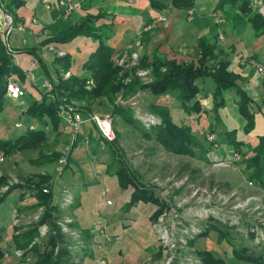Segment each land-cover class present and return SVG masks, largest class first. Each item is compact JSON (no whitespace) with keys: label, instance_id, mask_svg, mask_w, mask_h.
Listing matches in <instances>:
<instances>
[{"label":"rangeland","instance_id":"1","mask_svg":"<svg viewBox=\"0 0 264 264\" xmlns=\"http://www.w3.org/2000/svg\"><path fill=\"white\" fill-rule=\"evenodd\" d=\"M116 1H118V4L122 5L125 0H110L109 2L114 5L117 3ZM193 1V7L180 11L187 14V16H185L186 19L196 18V21L202 15L208 14L206 15L209 17L208 21L204 23L206 29L199 32L201 35H199V38L206 37L213 41L216 40V36L222 34V31L218 30L221 24H215V18H223L224 21H230L231 12L237 16H242L239 11V5L226 6L222 10L214 11L217 0H203L205 3V10L201 12L200 9L197 8L199 0ZM166 2H168V0H166ZM146 8V10H142L141 12L144 17H147V15L150 16L153 11L148 4ZM250 8L264 20V9L261 6L260 0H250ZM148 10H151L149 14H147ZM168 10L169 9L159 12L157 16L167 18V13L170 12V10ZM190 11L192 12L191 15L189 14ZM9 13L13 16L11 11H9ZM84 14L85 12L82 8L71 14V16H69L71 24L80 22L84 18ZM13 19L15 23H19L14 16ZM105 20L110 22L107 18H105ZM151 24V19L141 24V26L135 30L132 42L124 49L114 53L111 58L113 65L121 69L119 80L123 85L130 84L134 78H137L142 85L149 84L153 80L151 67L143 68L141 66L143 57L150 58L155 50H157L159 56H162L158 52V48L156 46V48L154 47L155 40H152L149 44L151 38L154 37L153 33L158 31L160 24L143 30V27L146 26L145 28H148L147 26ZM111 25L112 27L110 30L113 31V24L111 23ZM133 25L131 27H134ZM244 26L245 24L240 25V30L243 31ZM214 28L218 29L214 30ZM134 29L135 27L129 30L130 32H134ZM139 29L143 31L139 38V44L136 46L135 43L138 41L136 33ZM247 29L248 32L243 31L239 38V42L242 43V48L247 51H252L253 48H255L257 49V55L264 54V37H256L251 27ZM25 32L26 26L24 27V31L13 30L11 37H8L7 40L12 44V39L15 38L18 41V45L21 44L23 46L21 39ZM130 32L123 35L120 31L117 33L114 31L107 40V44L116 49L119 41L127 42L130 39ZM24 37L26 38V36ZM42 38L43 39L39 42L40 44L45 39V37ZM199 38L197 39V43ZM197 43L192 51V61H189L195 64L199 58ZM45 47L46 46L43 47L42 52L38 51L36 56L31 54L30 59H38L41 61L45 65L53 82L58 80V76L61 81L69 80L73 74L69 79L63 80L60 76V67L57 66L58 72H56V68L53 64L55 59L60 58H56L53 54L47 52ZM67 47H69L72 57L76 56V58H81L94 50L96 43L88 38L78 37L68 44ZM147 49L151 51L150 56L149 53H147ZM134 53L137 55V59L133 58L132 54ZM241 53L223 47L222 40L217 39V48L213 58L206 61L208 68L214 73L220 64L224 62L227 64L226 70L228 72L247 79L244 69H251L253 72L257 73L255 69L257 60L242 54L245 60L239 63L235 57ZM24 54L27 53L16 52L13 61H16L15 59L16 57L18 58V55L22 57L25 56ZM229 55L231 56L230 59H228ZM195 56L196 59H194ZM22 59L24 60L23 57ZM139 72H145L146 75L144 77H139L137 75ZM76 73L81 75V73L86 72L82 67H79ZM124 74L127 76L124 77ZM15 76L16 75H13L11 77L15 78ZM263 76L264 75L259 76L260 80H262ZM84 88L86 90L93 89H88L86 84ZM204 88L212 92L214 86L208 83ZM259 89V92L264 95L263 88L260 86ZM54 92L57 95V99L62 100L66 105L72 106L79 111L87 114L95 113V111L98 114H111L115 139L108 142H114L119 157L124 161L128 169L133 172L139 182L151 189L160 202L165 205L161 213L153 219L151 216L155 212L156 207L153 205L152 212H148L147 210L151 208L150 206L152 204L149 203V206L146 203H137L141 205L135 210L136 217L134 219L132 218L131 221L138 225L129 229L121 228L119 221H122L123 218L120 215H124L127 208L130 209L137 204L134 206H129L128 204L124 206L125 204H123L121 205L124 206L123 212L122 209H118L119 212L116 213L115 216H112L110 213L115 207H118L119 199L130 192L132 193V190L128 189L127 193H123L122 190L115 185L113 173L116 166L113 164L110 147L107 142H105L107 140H104L99 133H97L93 124L89 126L91 128V134L97 135L95 137L96 139L90 135L88 136L89 130L83 127L76 135L75 140L71 141L69 133L61 127L59 133L62 138L59 137L51 146H48L46 143L45 148L40 149V155H38L36 159L26 157L28 155L22 154L21 151H16L13 154H16V158L12 157L8 159V157L13 155L6 156L3 151H0V157L2 158L0 167L3 166L6 168V170L4 169V176H2V180L0 181V203L15 189L19 191L15 190L9 196L11 199L15 198L20 192L17 200L28 201L34 199L37 203L36 186L39 181L43 180L42 193L43 189H47L48 192L43 194L52 195L51 207L53 208L51 209V218L55 225L58 227L57 223L63 222L64 220L70 221L66 224L69 228V235L66 237L72 242L70 244L73 246L70 250L67 248L68 242L65 237L66 248L70 255L68 260L69 264H92L93 248L90 246L92 245L93 237L89 233L88 228L94 220H104L110 234L118 237L117 241L112 240L104 250V253L107 255V264H137V258L142 257L144 253L147 252L141 251L143 253L142 255L141 252H139V246L150 248V244L152 243L153 251L145 258L142 264H164L169 258H171L169 264H191L188 261H183L185 260L186 254L193 255V257L195 256L196 258V252L201 250L215 251L214 253L217 256L225 257L223 254L226 255V252L230 254V252L233 251L232 249L238 250L242 247H249V249L253 250L252 252L261 254L262 249L259 250V248L264 246V191L256 188L253 184L250 185L246 180L244 175V164L242 163V159H240L241 156L239 153H237L234 148H226V145L222 143V138H216L215 134H210L208 132V125L210 122V117H208V115L202 113L187 114L181 109L178 101L174 98L175 92H171L167 95L154 96L150 91L145 89H137L133 92L120 90L114 96L112 102L106 98L94 101H88L87 98H72L69 97L68 93L65 91L57 89ZM40 93L42 96L45 95L42 90H40ZM234 97L235 91L231 89L227 93L226 101L228 100L230 104H232L233 102H231V100L233 101ZM200 102L203 108L210 109V96L206 99H203L201 96ZM255 104L258 105L257 102H255ZM7 105L8 109L0 113V140H4L7 137L8 140H14L19 135L23 134L26 128H32L33 125L45 129V123L39 122L37 119L27 114L24 117H20L16 114V111L11 108V104L7 103ZM152 105L168 106L175 123L190 126L195 135L204 144L206 143L207 147L210 143L215 144L213 150L208 149L206 161L166 152L156 142L143 139L134 127L126 124L120 116L113 114V110L116 108L129 110L133 115V119H135L141 127L150 129L151 127L159 126V124L155 123L148 125L141 117H137V114L151 115L159 119L157 115L150 111V106ZM218 114L221 117L223 112L219 111ZM5 120L8 121V127L5 126ZM17 121L22 124L23 128L19 129L14 127ZM220 149H223V155L217 154ZM55 155H57V158L54 159ZM72 155L77 158L79 157L77 160L79 161L78 168H75V164L69 160ZM62 157L65 158V166L61 174L57 176V164ZM221 157L223 158L222 160L219 159ZM93 161L105 163L109 168V173H112L110 176L112 180L109 179L110 181L108 180L103 186L100 184L99 187L93 183H89L85 186L86 190L84 192H86V195L83 196L80 209V224L78 220L79 216L77 215V208L80 201L79 198L74 195L77 189H71V187L75 186L74 182L66 180L72 178L71 173H73V178L75 180L84 179V181L94 180V173L103 174L106 169L99 163L94 164V172L91 170ZM219 162L223 163L219 164ZM33 167L41 168V171L35 173ZM59 179L67 183L61 186L62 180L60 181ZM58 187H61V189ZM5 188L7 189L5 190ZM65 189H68L74 199L73 204L70 206L62 205V191ZM102 190L106 191V199H110L115 203V205L112 203L114 205L113 208L107 207L105 200L100 199V192ZM30 203H33V200L25 202V204ZM8 205L9 204L6 203L4 204V206ZM43 213V206L32 205L26 211H17L12 218V226L14 228L12 233L13 236L33 230V228L36 227L37 236L34 238L29 248L35 245L40 252L46 248L48 237L51 232V224L49 222L38 224ZM164 214L165 217L161 222L162 225L159 226V219ZM174 215H176L177 218ZM112 224L120 229L118 235H115L111 231ZM210 226H216L219 230L226 233V236L223 239H219L218 233L213 230L209 231L207 235L201 236L204 232L209 230L208 228H210ZM144 227L152 233V239L149 240V237L143 232L142 228ZM160 227L162 230L169 228V233H172V236L174 234V239L176 240L174 248L167 250L168 248L162 246L158 236ZM43 228L46 229L45 232H48L47 236L42 235ZM255 233L258 234V238L256 237L257 239L254 238ZM251 235L254 237L251 238ZM184 240H186L187 246L182 245ZM79 242H83L84 247L87 248H74V244H79ZM190 243L193 244L191 245ZM112 244L121 246L120 254H118L117 251L112 254L111 252L108 253V247ZM8 247L10 250L7 251L6 254H3V257L0 259V264H2L4 259L11 260L12 264H30L35 261V255L32 250L30 252L18 250L14 247L13 242L11 247ZM55 252H57V247L55 248ZM203 264L205 263L203 262Z\"/></svg>","mask_w":264,"mask_h":264},{"label":"trees","instance_id":"2","mask_svg":"<svg viewBox=\"0 0 264 264\" xmlns=\"http://www.w3.org/2000/svg\"><path fill=\"white\" fill-rule=\"evenodd\" d=\"M101 1L103 0L83 1L82 10L88 11L94 3ZM147 2L149 7L156 12L167 9L185 10L194 6L193 0H168V2L166 0H147ZM22 4V0H12L8 10L12 12V7L17 8L22 6ZM236 5H239V11L242 16L230 13L229 22L231 28L236 30L240 25L248 23L256 37L264 36V20L251 10L250 0H217L214 11L222 10L226 6ZM106 16L102 11L96 14L86 13L80 22L70 24L62 31L52 34L41 42V46L46 44L68 45L78 37H85L96 43L94 51L88 55L82 66L87 75H73L67 81H61L58 76V80L53 82L55 89L65 91L72 98H87L88 101L106 98L111 102L120 90L133 92L137 89H145L154 96L175 92L174 98L187 114L202 113L210 117L208 132L215 134L216 138H222V143L227 148H234L239 153L240 159H242L244 164L246 180L256 188L264 191V134L257 136L254 142L238 140L237 130H228L218 114L220 110L226 108L227 93L233 89L235 91L233 101L237 106V113L242 119V125L238 130L244 135H249L255 128V115L261 110V106L255 104V101L248 93L238 85V75L226 70V63L222 62L214 73L208 68L206 61L213 58L217 48L218 36L213 41L206 37L199 38L197 43L199 51L197 65L194 62L168 60L164 56H159L157 50H155L150 58L143 57L141 60L143 68L151 67L153 80L149 84L142 85L137 78H134L130 84L123 85L119 80L121 69L114 66L111 61L114 49L107 44V40L113 32L110 30L112 25L107 22L100 23ZM31 53H34V50H31ZM54 64L64 70H68L71 68L73 60L66 55L64 58L55 59ZM13 75L24 79L22 70L13 62V55L7 54L3 41L0 40V113H2L5 101L8 99L6 97L7 80ZM126 76L124 74V77ZM88 80H93L95 83V87L91 90L84 88ZM208 83L214 86L212 92L204 88ZM201 96L203 99L210 96V109L203 108L200 102ZM262 104L264 105V101ZM150 111L157 115L160 121L159 126H154L150 129L141 127L133 119V115L129 110L116 108L113 110V114L120 116L126 124L134 127L143 139L156 142L168 153L188 156L201 161L207 160L208 151L213 150L215 144L210 143L207 147L206 143L204 144L195 135L190 126L175 123L168 106L152 105L150 106ZM26 114L39 122L48 123L53 131H57L59 128L60 120L57 116L56 104L51 102L45 95L40 102H33L27 108ZM105 142L110 147L113 164L116 166L113 175L117 179L118 187L121 190H132L128 205L134 206L139 202L154 205L156 210L151 218L155 219L165 205L160 202L151 189L139 182L133 172L128 169L124 161L119 157L114 142ZM46 143L47 136L44 129L27 128L22 135L14 140H0V151H3L6 156H11L16 151L25 149H43ZM55 158H57V155L54 156ZM69 160L71 161L70 158ZM107 171H109L108 167ZM43 184V180L37 183V191L35 190L37 203L34 205L44 207L43 216L38 224L46 222L51 224V232L46 248L41 252L35 245L29 248L37 236L36 227L33 230L13 236L12 242L18 250L28 252L32 250L35 255V261L30 264H69L70 255L66 248L65 236L51 218V209L53 208L51 207L52 195L42 193ZM208 229L201 236L207 235L211 230L218 233L219 239H223L226 236V233L219 230L216 226H210ZM253 237L251 235V238ZM193 243L190 244L192 245ZM56 247L57 252H55ZM232 253L235 260L231 264H238V261L247 264H264L263 258L252 255L247 247H242L238 250L234 249ZM196 255L205 264H227L226 258L219 257L208 250L198 251ZM2 257L3 252L0 250V259Z\"/></svg>","mask_w":264,"mask_h":264},{"label":"crops","instance_id":"3","mask_svg":"<svg viewBox=\"0 0 264 264\" xmlns=\"http://www.w3.org/2000/svg\"><path fill=\"white\" fill-rule=\"evenodd\" d=\"M5 7L7 8V10L9 9V5L11 3L12 0H0ZM83 4V1H88V0H78ZM110 0H103L101 2L98 3H94L91 7L90 10L88 11H84L86 15V13H90V14H96L99 11L104 12L107 16L106 18L109 19V21L113 24V32L115 31L116 33L118 31H120L123 35L128 34L130 32V28H134V32L131 31V36L129 37L130 39L127 42H120L118 43L117 48L115 49L114 47H112L114 49V53H116L117 51H120L122 49H124L125 47H127L133 40L134 38V34H135V30L141 26V24H143L144 22H146L147 20L151 19L152 17H156L157 14H159V12L156 11H152V13L149 15H147V17H144L143 14L141 13L142 10H146V6L148 4L147 0H125L122 5L118 4V1H116V4H110L109 2ZM23 4L20 7H12V14L14 17H16L18 22H25L27 25L26 28V32L23 34L22 37V44L18 45V41L17 39L13 38L12 39V44L8 42V45L10 46V48L13 51V60H14V54H16V52H26L27 54H24L25 56H22L24 58V60L22 59V57L20 55H18V58L16 57V61H13L16 65L19 66V68L22 70L23 74H24V79H20L18 76H15V80L26 90L27 94L23 97L20 98L18 100H10L7 99L5 101L4 104V110H7V103L12 105V109L14 111H16V114L19 115L20 117H24L26 115V110L27 108L33 103V102H39L42 99V94L40 93V88L39 85L42 81L48 79L51 80L53 82V80L51 79V77L48 74L47 69L45 68V65L39 61L38 59H30V55H37L38 51L43 50L44 46H48V45H54L55 47H57L58 49L65 51L67 53L68 56H70L73 60V64L71 66V68H69V70L72 72L73 75H80L77 74L76 71L79 67L83 66V63L86 61L88 55L94 51H90L88 54L85 55V57H81V58H76V56L72 57L70 55V49L69 47H67L68 45H60V44H46L41 46V44L39 43L40 40H42V37L48 38L50 37L52 34L57 33L62 31L64 28L68 27L71 22H70V17H68L67 19L63 18L62 16V9L59 7L58 3L54 0L50 1V9H47L45 7V5L43 4V0H28L26 1H22ZM205 3L203 0H199L198 6L197 8L200 9V11H204L205 10ZM203 9V10H202ZM170 12L167 13V20L163 23H161L158 27V31H156L155 33H153V36L151 38V40L149 41V44L151 43V41L155 40L154 43V47L156 46L158 48V52L166 57L168 60H176V61H185V62H189L192 61V51L194 50V48L196 47V43H197V39L199 38V32H201V30L206 29V26H204V23H207L208 21V14H204L202 15L197 21L195 20L196 18H189L186 19L185 16H187V14L183 11L180 10H176V9H169ZM168 10V11H169ZM165 11V10H164ZM151 12V10H148L149 14ZM31 19H36L37 21H39L42 26L43 29L36 27V26H32L28 24V21ZM191 22H188V21ZM101 22H108L107 20H101ZM134 24V25H133ZM245 26L243 27V31L248 32V27H250V25L248 23H244ZM134 27H131V26ZM137 26V27H136ZM219 28V29H218ZM218 28H214V30H221L222 31V36H223V40H222V45L223 47L229 48L231 50H235V52H243L241 54H244L245 56H249V57H253L257 60V62H261L260 64H264V54H259L257 55V49L253 48L252 51H247L246 49L242 48V43L239 42V38L240 35H242L243 31L239 29L233 30L231 28V24L229 21H224L223 23H221V25H219ZM240 30V31H239ZM43 31H46V33H44ZM6 32V29L4 27V19L3 16L0 12V40H3V36L4 33ZM112 32V33H113ZM13 33L10 32L8 37H11V34ZM225 33V34H223ZM231 33V34H230ZM228 35V36H227ZM26 36V38L24 37ZM201 36V35H200ZM226 36V37H225ZM264 37V36H263ZM8 39V38H7ZM21 45V46H20ZM155 47V48H156ZM31 50H34V53H31ZM147 53H149V56L151 55V51H148L147 49ZM22 55V54H21ZM194 55V52H193ZM243 55V56H244ZM20 56V57H19ZM231 56H228V59H230ZM196 59V56L195 58ZM193 59V60H194ZM35 61L36 65L34 67L31 66V63ZM17 62V63H16ZM54 64V62H53ZM55 68H56V72H57V66L54 64ZM244 73L247 76V79L243 78L242 76H239L240 78L238 79V85L241 86V88L243 90H245L248 95L255 101L257 102L260 106H261V110L258 111V113L255 115V128L254 130L249 134V135H244L240 132V127L242 125V119L239 116V114L237 113V106L235 104L234 101L231 100V102H233L232 104H230V101L227 100V105L225 109L220 110L221 112H223V115L220 117L223 124L225 125V127L228 130H232L235 129L237 130V138L238 140L244 141V142H254V139L257 136H261L264 134V105L262 104L263 100H264V95L261 94L259 92V87L261 86L264 92V76L262 77V80H260V77L257 75V73L253 72L251 69H244ZM28 75H32L34 78V81L32 82ZM81 75L86 76V73H81ZM259 97V98H258ZM261 101V102H260ZM96 112V111H95ZM11 116V114H10ZM20 122L17 121L14 124L15 128H23L22 127H16V124H19ZM21 124V123H20ZM46 127H45V133L47 136V145L51 146L52 144H54V142L59 139L60 133L59 131L61 130V127L63 128V126L61 124H59V128L57 131H53L50 127V125L48 123H45ZM22 125V124H21ZM90 123H87L85 125H83L80 130L83 127H86L87 130H89L88 132V136L90 135L91 137H94V139H96L95 137L97 136L96 134L92 135L91 134V128ZM5 126L8 127V121L5 120ZM40 127H36L35 125H33L32 128L29 129H38ZM27 129V128H26ZM25 129V130H26ZM43 129V128H42ZM79 130V132H80ZM78 132V133H79ZM77 133V134H78ZM98 133V132H97ZM22 135V134H21ZM20 136V135H19ZM8 138V137H7ZM4 139V140H8V139ZM62 138V137H61ZM227 148V147H226ZM24 151V150H23ZM23 151H21L22 154L24 155H28L26 157L30 158V159H36L37 156L39 155L40 152V148L38 149H28L25 150L24 153ZM21 154V155H22ZM217 154L219 155H223V149H220L219 152H217ZM16 158V154L8 157V159L11 158ZM79 159V157L77 158L76 156L72 155L71 156V161L75 164V168H78L79 165V161H77ZM220 160H222L223 158H219ZM96 163H99L101 165H103L105 167V172L103 174H99V173H94V180H90V181H84V179L82 180H75L73 178V173H71L72 178L67 179L66 181H72L74 182V187H71V189H77L75 192L76 194H74L77 198H79L80 204L78 205L77 208V215L79 216L78 220L79 223L81 224V205H82V201H83V196L86 195L84 192L86 190L85 186L88 185L89 183H93L95 185H98V187L103 186L106 184V182L110 179L112 180L110 177L112 175V173L109 171H107V165L103 162H97V161H93L92 166V171L94 172V168ZM35 169V173H38L41 171V168H36L33 167ZM6 168L5 167H0V181L2 180V176H4V172ZM114 179V183L115 185H117V179L115 176H113ZM60 181L62 179H59ZM109 180V181H110ZM62 180L61 186H64L67 182ZM80 182V183H79ZM112 182V181H111ZM247 182V181H246ZM245 182V183H246ZM69 183V182H68ZM59 189H61V187H58ZM119 188V187H118ZM17 191H19L18 189H15ZM13 190L5 199L3 202L0 203V250L3 252V254H6L7 251H9L10 249H8L11 245H12V237H13V224H12V218L13 216L17 213V211H26L27 209H29L32 205H34L36 202L34 199L33 203L30 204H25V202L31 201H20L17 200L19 198V193L17 194V196H15V198H10L9 196L15 191ZM121 190V189H120ZM73 191V190H72ZM128 190H122V192L127 193ZM73 192V193H75ZM130 193L126 194L125 196H122L119 199V205L118 207H115L110 213L112 214V216H115L116 213H118V209H122L123 212V207L126 206L129 203L130 200ZM110 200V199H109ZM112 203H114L111 200ZM9 204L8 206H4V204ZM125 204L124 206H121ZM115 205V203H114ZM114 205H106L109 208H113ZM139 205L141 204H137L134 207L130 208V209H126L124 215L121 214L120 216L123 218L122 221H119L121 228H132L133 226H137L138 224H135L134 222L131 221V219L136 217V211L137 208L139 207ZM150 206V204H148ZM151 208H149L147 211L148 212H152L153 210V205L150 206ZM135 224V225H134ZM140 226V225H139ZM126 229V230H127ZM141 229V228H140ZM143 232L149 237V240L152 239V233L147 229V228H142ZM111 231L115 234L118 235L120 233V229L115 227L114 224H112L111 226ZM146 237V236H145ZM153 242V241H152ZM151 242V243H152ZM115 244V243H114ZM110 245L108 247V253L111 252L112 253H117L120 254L121 251V246H116V245ZM150 248H144L143 246H139V252L141 251H147L146 253L141 252V254L143 255L142 257H138L136 262L137 264H142L145 260V258H147L151 252L153 251V243L150 244ZM249 252L258 257L261 256L263 258L264 261V246L262 248H259V250L262 249L261 254H256L257 252H252L253 250L249 249V247H247ZM234 250V249H232ZM211 251V250H208ZM212 252V251H211ZM215 252V251H214ZM233 251L229 253L226 252V255L223 254V256H225L224 258H226V263L227 264H231L232 261L235 260V258L233 257ZM218 253V252H216ZM219 254V253H218ZM2 264H12L11 260H3ZM238 264H247L245 262H240L238 261Z\"/></svg>","mask_w":264,"mask_h":264},{"label":"built area","instance_id":"4","mask_svg":"<svg viewBox=\"0 0 264 264\" xmlns=\"http://www.w3.org/2000/svg\"><path fill=\"white\" fill-rule=\"evenodd\" d=\"M22 1L27 2L28 0H22ZM50 1L51 0H43V4L45 5L47 9H50ZM54 1H56L59 7L62 9V16L65 19L71 16V14H73L74 12L81 10L82 8V3L78 0H54ZM260 3H261L262 8L264 9V0H260ZM0 12L3 16L4 27L6 29V32L4 33L2 41L5 46V50L7 54L13 55V51L7 42L8 35L13 30L24 31V27L26 26L27 28V25L25 22L15 23L13 16L9 13L7 8L1 1H0ZM189 14L191 15L192 12L190 11ZM151 20H152V24L147 26L148 28H145L146 26L143 27L144 28L143 30H147L151 27H155L161 22H165L167 18L163 16H156V17H152ZM223 22H224L223 18H217V19L215 18V24L219 25ZM28 24L43 29L42 24L36 19L29 20ZM142 31L139 29L138 32L136 33V37L138 36V41L135 43L136 46H138L139 44V38H140ZM43 32L46 33V31H43ZM218 39L223 40V36L219 35ZM45 49L47 50V52L53 54L56 58H63L67 55L65 51L58 49L54 45H48L45 47ZM132 56L134 59H137V55L135 53L132 54ZM235 59L237 60V62L242 63V61L245 60V57H243L242 54H238L237 57H235ZM35 65H36V62L33 61L31 63V66L34 67ZM255 66H256L255 69L258 75L259 76L264 75V65L260 64L259 62H256ZM137 75L139 77H144L146 73L139 72ZM60 76L62 77L63 80H67L72 76V73L69 69L64 70L60 68ZM28 77L32 82L34 81V78L32 75H28ZM94 86H95V83L93 82V80H88L86 82V87L88 89L93 88ZM39 88L40 90L44 92L46 97L50 99L51 102H54V103L56 102L57 116L60 120V124L63 126L64 130L69 133L71 141L75 140L76 135L79 132L80 128L87 123L93 124L96 131L99 133V135L104 140L113 141L115 139V131L113 128V121H112L111 114L109 113L98 114L97 112L87 114L85 112L74 109L72 106L66 105L65 103L62 102V100L57 99V95L54 92L56 89L54 87L53 82H51L50 80L42 81L39 85ZM26 94H27L26 90L14 78L10 77L7 80L6 97L8 99L18 100L20 98H23ZM138 116L141 117L143 121H145V123H148V125L160 123L158 118L153 117L151 115L137 114V117ZM15 126L22 127L20 123L16 124ZM1 160L2 158L0 157V161ZM220 163L222 164L223 162H219V164ZM64 166H65V158L62 157L57 164V169H56L57 176L61 174ZM249 184L252 185L251 183ZM6 189L7 188H5V190ZM47 192H48L47 189H43V193H47ZM106 198H107L106 191L102 190L100 192V199L105 200L106 205L108 206L112 205L111 200H107ZM61 200H62L63 206H70L73 204L74 199H73V196L68 191V189H65L62 191ZM174 216L177 218L176 215ZM164 217H165V214L159 219V222H158L159 226L162 225L161 222ZM69 222H70L69 220L68 221L64 220L63 222L57 223L58 228L60 229L61 233L64 234L65 237L69 235L68 233L69 228L66 225ZM88 230H89V233L93 237L92 239L93 242H92V245L90 246L91 248H93V252H92L93 259L91 261L92 264H107V255L104 253V250L106 249L107 245L112 242V240L117 241L118 237H115L114 235L110 234V232L108 231V226L104 220L103 221H96V220L92 221ZM45 231L46 229L43 228L42 229L43 236L48 235V232H45ZM158 236L161 241L160 243L162 244L164 248H168L167 250H170L171 248L175 247L176 240L174 239V234L172 236V233L171 234L169 233V228L162 230V228L160 227V232ZM254 236H255L254 238H256L258 234L255 233ZM66 240L68 242L67 248L70 250L73 247L70 244L72 242L67 237H66ZM186 243H187L186 240H184L182 245L187 246ZM77 247L83 248V249L87 248V247H84L83 242H79V244H74V248H77ZM170 261H171V258L167 259V261L164 264H169ZM183 261H188L191 264H203L202 260H200L197 256L195 258V256L193 257V255H190V254H186L185 260Z\"/></svg>","mask_w":264,"mask_h":264}]
</instances>
